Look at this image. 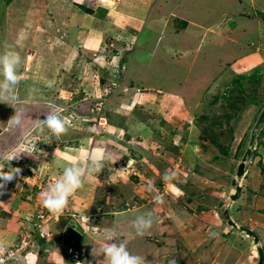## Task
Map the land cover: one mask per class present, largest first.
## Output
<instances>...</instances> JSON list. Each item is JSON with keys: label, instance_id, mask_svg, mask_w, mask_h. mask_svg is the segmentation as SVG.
<instances>
[{"label": "rangeland", "instance_id": "obj_1", "mask_svg": "<svg viewBox=\"0 0 264 264\" xmlns=\"http://www.w3.org/2000/svg\"><path fill=\"white\" fill-rule=\"evenodd\" d=\"M149 7L136 15L138 27L144 28L141 37L138 35L142 30L134 37L120 36L111 21L102 19L99 28L104 34L103 44L101 52L95 54L77 42L82 34L91 38V29L78 36L76 32L82 27L85 31L92 22L80 24L86 15L82 16L71 0H0V55L14 51L21 58L15 86L17 99L0 101V156L23 146L33 120H44L49 113L58 112L71 122L59 139L50 137L47 131L38 137L34 132L28 136L40 140L36 147L47 156L33 159L21 153L19 159L10 161L21 172L7 183L4 194L19 189L23 193L31 187L33 191L27 194L37 190L31 204L43 208L40 194L62 172L63 161L55 154L66 147H88L93 132L98 131L95 135L100 136L107 132L97 125L104 116L105 129L122 126L123 133L125 122L131 121L144 128L148 136L143 141L137 139L132 147L126 143L128 156L136 158L127 168L125 163H111L109 159L106 161L111 164L105 161L97 179H85L82 201H91V206L78 210L79 194L71 197L63 215L44 225L49 235L40 242L41 255L37 254L38 247L34 258L21 251L8 264H74L76 260L67 254V247L54 243L67 222L83 235L79 253L80 258L87 254V259L82 264H97L92 248L102 241L95 234L98 230L103 234L106 229L117 230L129 251L145 257L147 264H168L172 259L177 264H264V121L255 131L244 171L236 177L253 125L264 107V0H152ZM89 19L96 21L90 17L85 21ZM181 20L188 22L187 30L170 36L172 29L184 25ZM191 23L208 25L211 31L197 43L195 38L203 30ZM143 41L146 45L140 48ZM234 75L246 78L243 95L248 102H233L236 105L228 108L226 115L245 105L231 125L223 114L215 134L202 138L193 115L198 117L202 111L212 114L210 108L214 106L208 104L215 85L232 80ZM229 84L227 89L234 85ZM184 90L185 95L180 93ZM230 91L232 98L237 96L235 87ZM137 93L139 96L133 99ZM167 94L181 96L180 103L185 106L173 107ZM40 109L41 114L33 117ZM14 110L32 116L24 119L30 124L23 126L20 136L22 129L7 125ZM132 137L137 136L128 129L123 140ZM148 162L153 164L155 174ZM171 172L176 173L171 183L182 194L177 195L160 179ZM149 178L155 183L152 192L146 190ZM234 178L242 186L236 199L231 197L236 191ZM155 195H161L164 202L155 203ZM149 211L154 218L152 228L144 236L134 235L131 221ZM82 214L88 217V223ZM9 223L16 226L17 220ZM20 228L16 243L8 247L21 245L25 234Z\"/></svg>", "mask_w": 264, "mask_h": 264}, {"label": "clouds", "instance_id": "obj_2", "mask_svg": "<svg viewBox=\"0 0 264 264\" xmlns=\"http://www.w3.org/2000/svg\"><path fill=\"white\" fill-rule=\"evenodd\" d=\"M20 63L21 58L19 54L14 51H8L5 54L0 55V75L3 76V80H0V101L17 99L15 95V86L19 82L17 68ZM132 101L133 99L130 102ZM45 117L46 118L44 120H33V128L31 132L25 136L24 140L22 141L23 146L21 148L7 153L3 157L2 155L0 156V158L2 157V159L6 161V165L1 164L0 162V194H3V192L6 190L7 183L19 177L21 172L20 168L12 167L10 161H12L14 158L19 159L21 153H23L25 156L32 157L33 159H39L41 155L47 156V153L42 152V150L36 147V142L40 140H33L28 138V136L31 135L32 132H34L38 137L45 134V132L47 131L50 137L59 139L68 131V127L71 122L67 118L61 117L58 112L49 113ZM103 118L104 123L97 124L98 126H104L107 124V118L105 116ZM22 120L23 113L14 110V114L7 121V125L9 127H22ZM95 134L96 132H93L92 135ZM109 159L110 157H108L103 150H97L96 154H93L90 151H85L82 155L73 156L71 160L65 161L62 165V172L60 176L54 183L49 184L40 194L43 206L54 216L58 217L63 215L64 211L70 203L71 197H73L79 190L84 188L85 179L88 177H95L97 179V175L101 172L102 169L105 168V161ZM115 162L116 161H112V163ZM130 163L131 162H128L127 166H129ZM5 166H7V171H5ZM123 169H121L120 171H122ZM175 177L176 173L172 172L166 173L163 179L172 187L173 191L177 195H179L182 194L181 190L171 183L175 179ZM153 189L154 185L151 181H149L146 185V190L152 192ZM153 199L157 204H162L164 202L161 195H155ZM57 220L52 221L55 222ZM85 220L88 223V217L85 216ZM153 223V214L149 211L136 215L131 221V228L134 232V235L144 236L152 228ZM29 224L30 229L32 222L30 221ZM68 225H73L75 227L73 223H70ZM82 232L86 233V230H84L83 228ZM47 235L49 234L47 233ZM95 235L97 239L102 241V243L98 247L92 248L91 255L93 259L97 261V264H100V261H107V264H147L145 257L133 254L129 251L128 246L121 241L120 235L117 230L106 229L104 230L103 234H101V232L98 230ZM44 238L47 237H40L39 235H36L31 244L27 246L25 250H23V253L26 251L25 253H29L32 258H34L33 256H35V251L38 247V241H41ZM56 246L66 247L60 244H56ZM33 248L35 249L34 251ZM69 249L71 251H69ZM67 252V254L72 259L76 260L74 264L83 262L87 257L85 254H82V260H80L79 251L74 252L70 247H67ZM74 253L78 255V258L73 257ZM11 255L14 254L10 252L8 246L3 241H0V264H8V261L12 260L10 258ZM101 256L103 257V260H98L97 258ZM168 264H177V262L175 259H172L169 260Z\"/></svg>", "mask_w": 264, "mask_h": 264}, {"label": "crops", "instance_id": "obj_3", "mask_svg": "<svg viewBox=\"0 0 264 264\" xmlns=\"http://www.w3.org/2000/svg\"><path fill=\"white\" fill-rule=\"evenodd\" d=\"M71 1L73 2L74 5L79 7V11H81L82 16L86 15L82 18V22H80V24L85 25V22H90V23L92 22L91 27L87 28L85 31H83L84 27H82V31L78 30V32H76V34L78 36L79 33L80 34H82V32L87 33V31L91 29L90 31H92V33H89V34L91 35L92 39L91 38L88 39L86 34H84V36L82 34V35H79V37H78L79 39L77 42L79 44H82V45L84 44L85 47H82V48H84V49L86 48V50H88V52H95V54H98L99 52H101V48H102V44H103L102 37L104 36V34L101 33L100 28H99L101 26L100 24L102 22V19H103V21L105 20L106 23H109V21H111L112 22L111 26L113 27V30H115V32L118 33V35L120 34V36L122 34H124V36H127V37L128 36L134 37L136 34H138L139 30H142L138 35V37H141L144 28H142V29L139 28L140 27L139 26V20H138L136 15L138 14V12L140 13V12H143L144 10L147 11V9L150 8L149 6L152 3V0H107L106 2L98 5L97 7L90 9L86 5H83L79 0H71ZM88 17H90L91 19L95 18L94 20H96V21L95 22L92 21L93 19L92 20L89 19V20L85 21V18H88ZM141 24H143V21H141ZM187 24H188V22L185 23L184 25H181L179 28L172 29V33H169L170 36L172 35L175 37L178 34H181L182 31L184 32L185 30H187ZM191 24L195 28L199 29L200 31L203 30V33L199 34V38L198 37L195 38L197 43H198V39L200 40L201 37L203 38L206 33L211 31L210 26H208V25L198 26V25H195V23H191ZM195 32H197V31H194V33ZM212 33L215 34V31H213ZM158 40L159 39H156V42H158ZM116 43L118 44V41ZM145 45H146L145 41L141 42L140 48H144ZM241 59H243V56L241 58L238 57L236 60L232 61L231 63L236 62V61H240ZM144 60L149 61V59H144ZM218 73H219V71H218ZM208 75L210 76L211 73H208ZM143 89H145V88H143ZM148 90H150V89H148ZM157 90L159 91V89H157ZM137 96H139L138 93L133 97V99L136 98ZM181 98H182L181 96L172 97V96L168 95L167 100L169 101V104L171 103L173 105V107H184L185 104L181 105V103H180ZM125 126L127 127L125 132L128 129L132 130L136 134L137 137H132V140H130V141L125 140L126 141L125 142L123 140L125 132H124V130H123V133L121 132L122 126H121V128H119V126H113V125L111 126L110 125V126H106L107 128L105 129V125L104 126L102 125V126H99L102 128L101 130H106L107 132L102 134V136H100V135L90 136V137H92V139L91 138L89 139L90 144L88 147L87 146L86 147H80V148H77L76 150H72L73 149L72 147H66L65 149H61L60 152L58 153V155L55 154V156H57V158H59V160L63 161V163H64L65 161L71 160V158L73 156L82 155L85 151H90L91 153L96 154L97 150H103L105 152V154L108 157H110L111 163H112L111 160L116 161L115 163H119V164L125 163L126 166H124V167L127 168L128 162H131V160H135L136 158L131 156V155L128 156L130 153L128 151L126 143H129L132 147V144H134V142H136L137 139L143 141V138L148 139V136H145L147 134L146 130L144 128L139 127V125H137V123H133V122L131 123V121H130V124H129V121H126ZM116 129L119 130L117 133L115 131ZM127 151H128V153H126ZM6 153H8V152H5V154ZM2 157H3V155H2ZM136 157H138V156H136ZM178 159H179V157H178ZM106 162L108 164H111L108 161H106ZM148 163H146V164L150 165L151 170H152L151 171L152 174H155L153 172L155 169L153 164L152 163L148 164ZM178 167H179V165L176 163L174 165V168L177 170ZM160 170L158 168L157 172L159 173ZM111 176H113V175H111ZM160 179H163V176L160 177ZM111 180H112V177H111ZM150 180H151V178L148 179V182ZM38 188H40V185H38ZM19 190H21V189H19ZM19 190L17 192H13V194H10V193L4 194V192H3V197L0 198V241H3L7 246H11V245H14L16 243V242H14V240L15 239L17 240V232L19 229H21L20 226L22 227V229H24V232H25L26 230H28L26 228H27V225L30 223V220H29L30 217L32 215H34L35 213H37L38 211L46 209L45 207H43V208L37 207L38 203H37V205L31 204L32 196L33 195L37 196L35 194V192H37V190L34 189L35 192L34 193L32 192L30 194H27V192L33 191V190H31V187L27 186V190L23 189L24 190V191H22L23 193H21V191H19ZM84 192H85V190L81 189L76 193V194H79V196H77L78 200H76V205H77L76 208L78 210H86V209H88L89 205L91 206V201H86V202L82 201L84 196L86 195V193H84ZM75 197H76V195L73 196V198H75ZM28 207H30V209L33 208L32 211L30 209L28 210ZM82 215L84 218L85 215L84 214H82ZM10 220H17V225L12 226L9 223ZM21 232H22V230H21ZM34 247H35V245H34ZM34 250L35 249L33 248V251ZM85 255L87 256V254H85ZM86 259H87V257H86ZM57 264H60V263H57ZM79 264H82V262H80Z\"/></svg>", "mask_w": 264, "mask_h": 264}, {"label": "trees", "instance_id": "obj_4", "mask_svg": "<svg viewBox=\"0 0 264 264\" xmlns=\"http://www.w3.org/2000/svg\"><path fill=\"white\" fill-rule=\"evenodd\" d=\"M181 22L183 24L187 23V21H185V20H181ZM204 72L205 71H203V73ZM245 79L246 78L241 77V75H234L233 76V79H232L233 81L231 79H228V81L220 82L217 86L215 85L216 91L213 92V94H211V100H212V102L208 104V107L209 106H212V105L214 106L213 108H210V111H211L212 114H210L208 111H202V114H200V116H198V117L196 115H193V116H195L194 121L196 122L197 128H199L201 130L202 138L209 139L208 138L209 136L215 134V129L218 127L219 124H221L220 121L222 119L221 116H224L223 114H225V117L228 116V117H226L227 119L226 118H224V119L227 120L229 126L233 122V119L236 118L240 114L241 109L243 108V106L245 104L244 105H241V107H239V110L233 111V113L231 112L230 114H227L226 115V113H228V111H227L228 108H234V106L236 105V103H233V102H235L237 99H239V101H240V99H242L243 102H245V101L248 102V100L246 99V97L243 95L244 89L246 88L245 87V83H244V80ZM231 82L234 83L233 87H230V88L227 89L228 84L229 83L232 84ZM209 85L210 84H208V86H207L206 89H208ZM202 87L204 88V86H202ZM234 87L237 90V96L235 95L232 98V93L233 92H231V91L229 92V90H232ZM180 93L183 94V95H185V90L184 91H181ZM226 94H229V95H226ZM248 99H249V101L255 100L254 98H248ZM227 100H231V101L225 106V103L227 102ZM203 102H204V100H203ZM105 104H104V108L106 106ZM195 108H196V106H195ZM199 117L201 118V121L200 122H198L199 121ZM191 142H192V144L194 143L193 141H191ZM189 162H190V160H189ZM41 241H39V243H38L39 244L38 250H37L38 256L41 255V253H40L41 252L40 251L41 250L40 249V242ZM65 257L67 259H69L67 257V255ZM79 259L82 260V258H80V257H79Z\"/></svg>", "mask_w": 264, "mask_h": 264}, {"label": "water", "instance_id": "obj_5", "mask_svg": "<svg viewBox=\"0 0 264 264\" xmlns=\"http://www.w3.org/2000/svg\"><path fill=\"white\" fill-rule=\"evenodd\" d=\"M264 121V107L259 113L257 120L255 121L252 131H251V137L249 140V146L244 153L241 162L239 163L236 171V177H239L243 171H244V159L246 155H249L250 153V147L253 145L254 139H255V131L259 127V125ZM236 178L233 179L232 184H236ZM242 190V186L239 184H236V191L233 195H231L232 199H236L239 197ZM244 231L247 234L253 235V232L250 231L248 228L243 227ZM82 234L80 231H78L73 225H67L55 238L54 243L60 244L62 246L70 247L74 252H78L80 249V244L82 242ZM259 258L262 259V253L260 251V247L258 248ZM260 263V262H259Z\"/></svg>", "mask_w": 264, "mask_h": 264}, {"label": "built area", "instance_id": "obj_6", "mask_svg": "<svg viewBox=\"0 0 264 264\" xmlns=\"http://www.w3.org/2000/svg\"><path fill=\"white\" fill-rule=\"evenodd\" d=\"M80 2L83 4L86 3L88 6L96 7L97 5L106 2V0H81ZM102 123H104V121L99 120L98 124H102ZM95 132L97 133L98 131ZM57 219L58 217L51 214L47 209L38 211L37 213L32 215L30 219L32 225L31 228L28 229L30 231L28 230L25 231V236L20 240L21 242L20 246L17 245L15 247H8L10 252L13 253L14 255L15 254L20 255L19 253H21V251L25 250L27 246L31 244V242L33 241L34 237H36V235H39L40 237H44L47 235V232L44 229V225L46 226L47 223H49L51 220H57ZM69 251L71 250L69 249ZM14 255H11V257ZM73 257L78 258V255L74 253Z\"/></svg>", "mask_w": 264, "mask_h": 264}, {"label": "flooded vegetation", "instance_id": "obj_7", "mask_svg": "<svg viewBox=\"0 0 264 264\" xmlns=\"http://www.w3.org/2000/svg\"><path fill=\"white\" fill-rule=\"evenodd\" d=\"M40 114H41V109L38 110L37 114L33 115V117H37V116H39ZM28 117L31 118L32 116H30V115H26V114L23 115V120H22V125H23V126H25V124L29 125V123H25V121H24V119H27ZM34 119H35V118H34ZM27 125L25 126V128L27 127ZM23 126H22V127H19V129H22ZM23 129H24V128H23ZM23 129H22V130H19V135H18V136H20V133L23 131ZM17 138H18V137H17Z\"/></svg>", "mask_w": 264, "mask_h": 264}]
</instances>
